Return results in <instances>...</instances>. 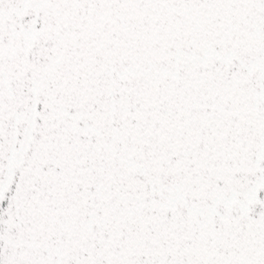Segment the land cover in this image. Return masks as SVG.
<instances>
[{
    "label": "snow or ice",
    "instance_id": "obj_1",
    "mask_svg": "<svg viewBox=\"0 0 264 264\" xmlns=\"http://www.w3.org/2000/svg\"><path fill=\"white\" fill-rule=\"evenodd\" d=\"M0 264H264V0H0Z\"/></svg>",
    "mask_w": 264,
    "mask_h": 264
}]
</instances>
